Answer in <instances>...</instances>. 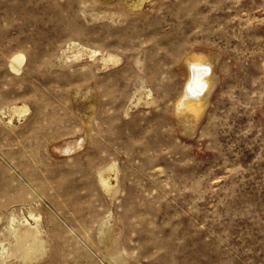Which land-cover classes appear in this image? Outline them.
Returning a JSON list of instances; mask_svg holds the SVG:
<instances>
[{"label":"rangeland","instance_id":"obj_1","mask_svg":"<svg viewBox=\"0 0 264 264\" xmlns=\"http://www.w3.org/2000/svg\"><path fill=\"white\" fill-rule=\"evenodd\" d=\"M137 1L0 0L7 264H264V0ZM71 42L121 62L75 60ZM194 56L215 85L187 125L176 103ZM143 84L153 104L132 103ZM18 105L29 112L10 123ZM114 162L109 195L98 170ZM31 214L45 249L23 263L9 232Z\"/></svg>","mask_w":264,"mask_h":264},{"label":"bare ground","instance_id":"obj_2","mask_svg":"<svg viewBox=\"0 0 264 264\" xmlns=\"http://www.w3.org/2000/svg\"><path fill=\"white\" fill-rule=\"evenodd\" d=\"M143 2L144 0H138L136 3L132 4V7L139 8V6H143L141 5ZM67 52L73 54L72 56H74L75 60H79L84 56H89V58L93 59L94 61L97 60V63L100 62L103 65V68H109V66H115L121 62V58L113 53L89 50L75 42L68 44ZM25 59V56L21 53L13 56L10 61L11 70L17 74L20 73L22 71ZM186 64L188 66L187 83L176 103V112L182 123L189 125L196 123L206 110L209 95L215 84L213 83L211 60L208 57L194 56L193 58L188 59ZM140 88L141 90L137 91V93L134 95L132 103H136V105H139L142 102H144L146 105L153 104L154 98L152 91L148 90L145 84H143ZM89 94V91H87L85 97L87 100H89L90 107L93 109L94 107L92 105V97H88ZM28 112V106L18 105L8 109L4 114L9 116L11 123L16 117H23ZM81 145L82 144L79 142L71 141L62 146V149L65 150L66 153H71L74 151L76 152V150L79 149ZM118 172V165L116 162L107 165L104 169L98 170L99 183L101 184L104 191L109 195L116 193L113 187L114 184L112 179L114 178L118 180ZM31 217L34 220L33 223L29 220L19 222L13 218L11 222V231L9 232V234L16 240V243L18 244L17 256L14 258L22 261L23 263L32 261L39 254H42L43 249H45L43 232L40 228L39 221L36 219L34 214H31ZM110 224L111 222L109 218H107V220L101 224L102 226L100 233L104 234L102 237L110 236ZM2 251L3 252L0 255V264H7L8 259L11 258L10 250L5 245H3ZM116 258L117 255L113 257L115 262Z\"/></svg>","mask_w":264,"mask_h":264}]
</instances>
